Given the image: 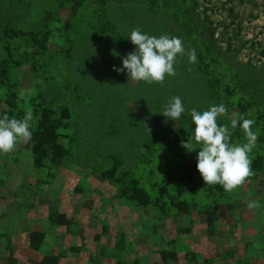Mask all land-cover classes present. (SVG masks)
<instances>
[{
	"label": "rangeland",
	"instance_id": "rangeland-1",
	"mask_svg": "<svg viewBox=\"0 0 264 264\" xmlns=\"http://www.w3.org/2000/svg\"><path fill=\"white\" fill-rule=\"evenodd\" d=\"M136 27L197 62L178 55L163 83L114 71ZM173 96L176 121L160 113ZM220 103L219 125L259 130L232 192L182 146L190 110ZM29 111L31 140L0 154V264H264V0H0V117Z\"/></svg>",
	"mask_w": 264,
	"mask_h": 264
},
{
	"label": "clouds",
	"instance_id": "clouds-1",
	"mask_svg": "<svg viewBox=\"0 0 264 264\" xmlns=\"http://www.w3.org/2000/svg\"><path fill=\"white\" fill-rule=\"evenodd\" d=\"M135 49L122 58V66L115 67L120 73L127 71L133 81L163 83L165 76L176 74L174 64L177 57L187 56L189 64L197 62L196 50L185 49L181 38L167 34L159 37L143 33L139 27L134 28L128 36ZM191 71V68L188 69ZM185 112V107L179 96L171 97L160 112L164 117L174 121ZM191 120L195 125L191 140L182 146L191 151L199 147L196 155V168L207 185H221L226 192H232L242 186L248 177L254 173L251 169L249 153L256 147L259 130L253 131L254 119H247L233 112L229 116V125H219L217 118L228 115V109L223 103L212 105L208 110L198 112L190 110ZM33 116L29 111L22 119L3 115L0 117V154H8L15 150L20 142H28L32 138ZM239 124L244 132L246 142L232 144V130ZM150 131V130H149ZM247 206L260 207L256 201H250Z\"/></svg>",
	"mask_w": 264,
	"mask_h": 264
},
{
	"label": "trees",
	"instance_id": "trees-1",
	"mask_svg": "<svg viewBox=\"0 0 264 264\" xmlns=\"http://www.w3.org/2000/svg\"><path fill=\"white\" fill-rule=\"evenodd\" d=\"M211 35H212V32H211ZM137 130H138V128L128 127L126 129H123L120 133L119 132H116V133H119L121 136L125 135V138H123L125 140V142H136V141H138V137H140V135L137 134V132H138ZM107 135L104 133H100L99 142H110V140H108Z\"/></svg>",
	"mask_w": 264,
	"mask_h": 264
}]
</instances>
